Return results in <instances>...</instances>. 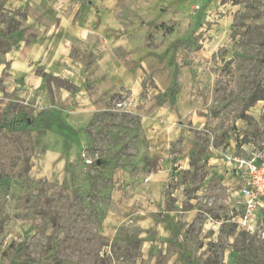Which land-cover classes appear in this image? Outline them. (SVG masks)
<instances>
[{
  "label": "rangeland",
  "instance_id": "1",
  "mask_svg": "<svg viewBox=\"0 0 264 264\" xmlns=\"http://www.w3.org/2000/svg\"><path fill=\"white\" fill-rule=\"evenodd\" d=\"M8 1L0 0V264H149L141 258L148 237L159 248L151 264H264V197L258 226L241 230L242 198L228 192L225 163L218 172L210 162L227 152L264 163V0H179L182 13L162 4L172 20L164 33L187 21L190 29H178L185 35L170 44L169 68L154 71L159 81L144 76L142 97L162 105L174 94L175 104L144 118L128 92L118 93L82 128L6 84L25 14ZM178 160L185 168H169L157 193L158 213L171 215L176 231L132 212L122 223L129 232L117 231L115 213L125 211L112 201L115 169L148 174Z\"/></svg>",
  "mask_w": 264,
  "mask_h": 264
},
{
  "label": "crops",
  "instance_id": "2",
  "mask_svg": "<svg viewBox=\"0 0 264 264\" xmlns=\"http://www.w3.org/2000/svg\"><path fill=\"white\" fill-rule=\"evenodd\" d=\"M162 4L181 13L184 9L179 0H9L8 6L21 8L25 14L6 56L10 65L6 84L10 90L25 96L33 107L42 104L44 109H56L71 120L72 123H68L75 128H82L94 112L107 106L112 96L123 92H128L138 105L139 115L159 116V108L165 110L167 105L175 104L176 96L173 94L162 105L154 97L143 98V78L147 75L159 81L160 76L154 71L169 68V45L185 35L178 29H190L187 21L171 29L170 34L164 33L159 27L172 20L167 16L169 13L160 11ZM174 15L177 16V12ZM46 77L59 78L68 86L46 84ZM170 85L164 86L163 92L168 93ZM163 139L159 135L155 138L157 147L152 152L159 155L166 151ZM222 154L210 157L218 172ZM178 163L179 160L169 162L168 166L163 163L157 171L148 174L115 169L112 201L129 212L115 213L117 231L129 232L127 228L131 229V225L123 227L122 223H127V219L131 222V212L143 225L150 227L155 220H161L158 225L162 231H176L178 225L174 224L173 217L164 214V218L163 213H158L165 211L160 210L163 196L158 197L157 193L167 181L169 168H185L184 165L178 167ZM224 173L229 180L228 192L231 191L235 199L240 181L226 166ZM155 213L162 214L161 218L153 217ZM148 239L149 242L143 241L141 258L151 264L152 252L159 248L155 246L152 250L151 239ZM174 253L178 255V250Z\"/></svg>",
  "mask_w": 264,
  "mask_h": 264
},
{
  "label": "built area",
  "instance_id": "3",
  "mask_svg": "<svg viewBox=\"0 0 264 264\" xmlns=\"http://www.w3.org/2000/svg\"><path fill=\"white\" fill-rule=\"evenodd\" d=\"M85 162L91 164L92 161L87 159ZM221 162L240 181L236 194L237 198H242V214L236 224L243 231L253 232L258 226L261 199L264 197V163H260L254 154L238 157L227 152L222 154Z\"/></svg>",
  "mask_w": 264,
  "mask_h": 264
},
{
  "label": "trees",
  "instance_id": "4",
  "mask_svg": "<svg viewBox=\"0 0 264 264\" xmlns=\"http://www.w3.org/2000/svg\"><path fill=\"white\" fill-rule=\"evenodd\" d=\"M170 47H171V46L169 45V50H170ZM172 95H173V94H171V96H172Z\"/></svg>",
  "mask_w": 264,
  "mask_h": 264
}]
</instances>
